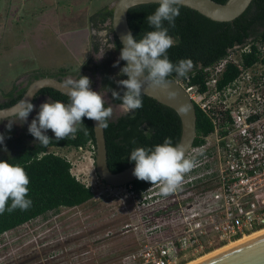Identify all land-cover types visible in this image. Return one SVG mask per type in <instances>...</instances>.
Segmentation results:
<instances>
[{
  "label": "rangeland",
  "instance_id": "rangeland-1",
  "mask_svg": "<svg viewBox=\"0 0 264 264\" xmlns=\"http://www.w3.org/2000/svg\"><path fill=\"white\" fill-rule=\"evenodd\" d=\"M54 1L55 5L50 7L47 0H25L21 6L20 0H0L2 92L13 86L19 88L20 82L28 80L34 69L51 73L66 67L71 72L87 56L96 59L99 51L105 53L111 46L112 34L104 28L90 30L83 20L104 3L115 0ZM91 40L98 42V50L90 49ZM98 85L95 76L91 90L105 92ZM103 98L110 99L106 92ZM2 99L0 92V101ZM116 115L114 112L113 116ZM7 124L3 120L0 122V134L5 138L13 131L12 136L24 135L28 143L36 141L30 138L28 126L21 129L16 121L9 130ZM52 150L71 162V173L91 185L94 197L75 207H61L46 217L39 216L1 234L0 264H135L128 255L144 238L160 239L170 233V229L167 232L168 222L149 228L160 222L159 218L154 223L149 220V213L159 207L157 196L147 205L142 197L139 199L131 193L128 185L110 186L100 179L95 168L94 149L64 147ZM152 191L159 192V185L149 192ZM212 240L217 241L216 238ZM214 246L216 244L209 248ZM197 251V254L187 253L181 264L205 256L200 255V248Z\"/></svg>",
  "mask_w": 264,
  "mask_h": 264
},
{
  "label": "trees",
  "instance_id": "trees-1",
  "mask_svg": "<svg viewBox=\"0 0 264 264\" xmlns=\"http://www.w3.org/2000/svg\"><path fill=\"white\" fill-rule=\"evenodd\" d=\"M215 1L223 3L226 0ZM158 6V2H151L129 8L128 23L133 37L138 41L148 31L154 30L148 24L146 17L154 13ZM178 7L180 14L175 19V26L170 27L167 22L164 23V26L168 28V34L177 41L167 50V57L173 64H177L181 59H191L194 68L187 74V77L190 78L189 83H199L201 89L203 88V68L222 58L229 48L245 42L249 37H255L254 40L259 39L264 43V0H252L247 9L231 21H215L190 7L181 4ZM111 15L112 7L105 5L89 16V22L94 29L104 28L109 34H112L111 46L106 49L101 61L94 64L92 58H89L83 62L82 66L71 72L66 67H60L51 73L34 69L32 79L43 75L61 78L71 74L76 79H79L80 76L99 75L100 90L112 89L122 96L126 89L118 85L116 81L128 78L126 75L119 74L126 62L119 59L122 45L110 26ZM252 47V53L244 56L246 64L256 59L254 55L256 47ZM93 50H98V45ZM117 60H119V64L113 67ZM237 73L238 70L233 64L227 65L220 83L225 84ZM167 79L177 80L185 79V77H177L173 72ZM26 86L19 88L13 86L3 92L6 101L0 103V107L17 101ZM39 93L46 94L56 101H64L66 104L69 102L68 96L53 88H42ZM106 93L112 104L121 102L112 98L111 91H106ZM141 99L143 101L142 108L127 115L120 113L113 116L109 120V126L104 129L107 165L113 172L135 164L130 160V153L137 147L154 149L156 145L163 144L166 137H171L175 146L179 140L181 123L176 111L143 93ZM108 105L109 103H106L105 106ZM195 112L196 136L193 145L201 143L200 135H206L211 130L209 119L196 106ZM82 120L83 124L75 134V138L69 136L63 140H56L54 133L49 129V133L46 134L50 137L47 147L42 146L37 140L33 143L26 142L24 135L5 138L4 142L0 144V161L19 165L26 171L30 180L26 198L32 201L31 207L26 211L16 209L12 212L5 211L0 215V235L39 216L46 217L49 212H56L61 207H75L94 197L93 190L72 175L71 162L52 150V148L64 147L86 148L89 143L95 146L92 121L87 117H83ZM84 128L88 130L87 135L84 134ZM126 185L140 199L150 182L135 179ZM8 204L10 206V200ZM157 216H159L158 213L155 214V217ZM222 245L224 244L208 248L205 253Z\"/></svg>",
  "mask_w": 264,
  "mask_h": 264
},
{
  "label": "built area",
  "instance_id": "built-area-1",
  "mask_svg": "<svg viewBox=\"0 0 264 264\" xmlns=\"http://www.w3.org/2000/svg\"><path fill=\"white\" fill-rule=\"evenodd\" d=\"M254 38L205 66L202 89L199 83H189V77L176 80L209 119L211 130L189 148L188 157L198 151L202 155L177 191L164 197L149 192L158 186L153 184L143 192L147 205L153 196L159 203L149 220L160 222L149 228L168 222L170 233L160 239L144 238L128 255L135 264H181L198 248L202 255L214 244H227L264 228V43ZM252 46L256 59L246 64L244 56L252 53ZM229 64L238 73L221 84ZM86 148L95 146L89 143Z\"/></svg>",
  "mask_w": 264,
  "mask_h": 264
},
{
  "label": "clouds",
  "instance_id": "clouds-1",
  "mask_svg": "<svg viewBox=\"0 0 264 264\" xmlns=\"http://www.w3.org/2000/svg\"><path fill=\"white\" fill-rule=\"evenodd\" d=\"M158 7L154 13L146 17L148 24L154 29L148 31L139 41L131 32L121 37L123 47L119 59L126 61L120 69V75H126L127 79L116 81L123 86L121 96L119 92L111 91L112 98L121 102L115 107L106 105L103 98L105 92L92 91L91 80L87 76L75 79L71 76L65 78L63 86L67 90L69 102L51 101L42 103L36 117L28 126L29 133L44 147L50 142V137L45 133L51 130L56 140H63L75 134L83 124V117L96 122L95 127L106 129L109 120L113 117L116 109L123 115L134 113L143 107L142 86L168 89V77L175 72L177 77H187L194 68L191 59H181L173 64L167 57V50L174 46L177 41L168 34V28L175 26V19L179 16L178 5L182 0H157ZM112 48V47H111ZM104 51L96 54V59L103 57ZM119 64L114 62L113 67ZM171 94V93H170ZM34 105L28 100H23L17 105L14 121L9 122L6 127L10 130L13 122L25 123ZM88 134L87 128L83 129ZM4 135L0 134V144L4 142ZM202 151L188 157L182 144L173 145L172 138L166 137L163 144H158L154 149L137 147L130 153V160L135 162L133 175L141 181L150 182L151 185H159L162 196L177 191L189 174L198 164L197 157ZM29 177L23 167L11 165L6 161H0V215L5 211L12 212L16 209L28 210L31 199L26 198L28 194ZM11 201L9 206L8 202Z\"/></svg>",
  "mask_w": 264,
  "mask_h": 264
},
{
  "label": "water",
  "instance_id": "water-1",
  "mask_svg": "<svg viewBox=\"0 0 264 264\" xmlns=\"http://www.w3.org/2000/svg\"><path fill=\"white\" fill-rule=\"evenodd\" d=\"M251 1L226 0L221 3L215 0H182L181 5L190 7L215 21H231L240 16ZM151 2H157V0H115L113 2L110 26L122 47L121 37L128 32L132 33L127 19L129 8ZM63 81V79L48 75L32 79L17 101L0 107V119L14 116L17 105L23 100L32 102L35 95L42 88H53L66 95L67 90L63 86ZM168 81L170 82L168 89L149 87L145 83L142 86V93L176 111L181 123L180 137L177 144H182L185 153H187L196 136L195 106L187 92L176 80ZM91 121L95 139L94 162L100 179L110 186H123L137 179L132 174L135 164L116 172L110 170L107 165L104 129L95 127L96 122ZM192 264H264V231Z\"/></svg>",
  "mask_w": 264,
  "mask_h": 264
},
{
  "label": "flooded vegetation",
  "instance_id": "flooded-vegetation-1",
  "mask_svg": "<svg viewBox=\"0 0 264 264\" xmlns=\"http://www.w3.org/2000/svg\"><path fill=\"white\" fill-rule=\"evenodd\" d=\"M109 22V21H108ZM107 31V30H106ZM96 45H98V42H95L94 40H91L90 41V45H89V47H90V49H94V47L96 46ZM89 58H92L91 56H87V58H85L84 59V61L85 60H87V59H89ZM103 59V57L101 58V59H99V60H97V59H93L92 58V60H93V62H94V64H96V63H98L99 61H101ZM83 61V62H84ZM83 62H81L78 66H82V64H83ZM49 76V75H48ZM53 77V76H52ZM56 77H58V76H56ZM67 77V75H65V76H63V77H58V78H60V79H63V80H65V78ZM95 77V76H94ZM96 77H98V81L100 80V76L99 75H96ZM89 79H93V76L92 75H90L89 77H88ZM34 79V78H33ZM76 79V78H75ZM32 80V76H28V80H26L24 83H21L20 82V87L21 86H24V85H28L29 83H30V81ZM100 85H98V87H99ZM46 88V87H45ZM41 90V89H40ZM39 90V91H40ZM39 91H38V93L35 95V97H34V99H33V101L31 102L33 105H34V109H33V111L29 114V116H28V119H27V121L25 122V123H23V124H21L19 121H18V126L21 128V129H26V127L27 126H29V124L31 123V119L32 118H35L36 117V115H37V113L39 112V110H40V105L42 104V103H45V102H48L49 100H50V102L51 101H56V100H54V99H52L51 97H49L48 95H46V94H43V93H39ZM0 92H1V95H2V100L0 101V103H2V102H5L6 101V98H5V96L3 95V92L0 90ZM109 100L110 99H108V100H106V102L107 103H109V104H111V105H114V104H112L111 102H109ZM61 102H63V103H65L64 101H61ZM118 105V104H117ZM4 107V106H3ZM115 113H117V115H119L120 114V112H119V110L118 109H116L115 111H114ZM116 115V116H117ZM16 117H15V115L14 116H10V117H7V118H1L0 119V122H1V120H3V121H6V122H11V121H13L14 119H15ZM142 125H144V124H142ZM4 129V128H3ZM21 129H20V131H21ZM12 133H13V131L11 132V134L9 135H7L8 137H11L12 136ZM20 133V132H19ZM49 133V130H47V132L45 133V134H48ZM26 135H27V133H26ZM21 136V135H20ZM7 137V138H8ZM34 138L31 134H30V138ZM28 138H29V136H28ZM186 155H187V153H186Z\"/></svg>",
  "mask_w": 264,
  "mask_h": 264
},
{
  "label": "bare ground",
  "instance_id": "bare-ground-1",
  "mask_svg": "<svg viewBox=\"0 0 264 264\" xmlns=\"http://www.w3.org/2000/svg\"><path fill=\"white\" fill-rule=\"evenodd\" d=\"M264 231V228L263 229H261V230H258V231H255V232H252V233H250V234H246V235H244L243 237H241V238H239V239H237V240H235V241H232V242H230V243H227V244H224V245H222V247L221 248H219V249H215L214 251H212V252H210V253H207V255H205V256H203V257H199V259H197V260H195V259H193V260H195V261H189V263H185V264H192V263H195V262H197V261H199V260H201V259H203V258H205V257H208V256H210V255H212V254H214V253H216V252H219V251H221V250H223V249H225V248H227V247H229V246H232V245H234V244H236V243H238V242H240V241H243V240H245V239H247V238H249V237H252V236H254V235H256V234H258V233H260V232H263ZM197 258V257H196Z\"/></svg>",
  "mask_w": 264,
  "mask_h": 264
},
{
  "label": "crops",
  "instance_id": "crops-1",
  "mask_svg": "<svg viewBox=\"0 0 264 264\" xmlns=\"http://www.w3.org/2000/svg\"><path fill=\"white\" fill-rule=\"evenodd\" d=\"M52 1V2H51ZM92 1V0H91ZM48 2V3H47ZM47 4H48V6H50V7H53L54 5H55V1L54 0H50V1H48L47 0ZM114 2V1H113ZM113 2H111V3H104L102 6H105V5H109V7H112V4H113ZM23 3H25V0H20V2H19V6H21ZM54 3V4H53ZM101 6V7H102ZM100 8V7H99ZM58 10V9H57ZM90 16V15H89ZM89 16H88V18H87V20H83V24H84V26L85 27H90V30L91 29H93L94 30V28L92 27V25H91V23L89 22Z\"/></svg>",
  "mask_w": 264,
  "mask_h": 264
}]
</instances>
